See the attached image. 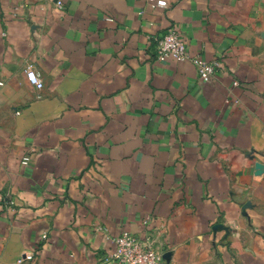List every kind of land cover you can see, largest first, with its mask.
<instances>
[{
    "label": "crops",
    "instance_id": "0c3cea01",
    "mask_svg": "<svg viewBox=\"0 0 264 264\" xmlns=\"http://www.w3.org/2000/svg\"><path fill=\"white\" fill-rule=\"evenodd\" d=\"M0 82V264H264V0H0Z\"/></svg>",
    "mask_w": 264,
    "mask_h": 264
},
{
    "label": "built area",
    "instance_id": "2783aa9c",
    "mask_svg": "<svg viewBox=\"0 0 264 264\" xmlns=\"http://www.w3.org/2000/svg\"><path fill=\"white\" fill-rule=\"evenodd\" d=\"M59 8L63 7L61 2L57 3ZM112 22L111 18L107 19ZM156 55L159 61L166 62L174 60L180 63L190 61L198 71L200 80L203 83H209L219 69L218 62H206L197 56H190L187 51V45L180 37L176 29H170L166 34L161 36L156 41ZM28 81L38 90L44 88L43 80L36 74L33 66L26 69ZM0 85L2 83L0 82ZM234 86H239V82L235 81ZM30 158L25 157L22 164L27 166ZM46 234L41 236V239L46 240ZM115 250L107 256L106 263L114 262L116 264H167L164 253L158 249L155 241L149 237L142 239L139 236L124 232L115 240ZM34 258V257H33ZM23 258L18 260L22 264Z\"/></svg>",
    "mask_w": 264,
    "mask_h": 264
}]
</instances>
